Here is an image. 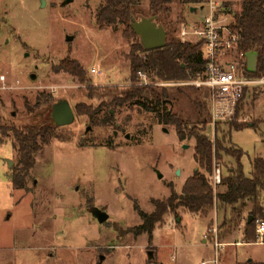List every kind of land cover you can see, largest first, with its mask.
<instances>
[{"label":"rangeland","instance_id":"374dc122","mask_svg":"<svg viewBox=\"0 0 264 264\" xmlns=\"http://www.w3.org/2000/svg\"><path fill=\"white\" fill-rule=\"evenodd\" d=\"M44 1L0 0V76H5L6 85L0 90V121L18 128L39 123L48 110V104L36 106L40 93L52 95L51 106L60 99L68 100L75 117L70 125L56 127L49 142L42 143L22 188L11 181L18 162L14 134H0V264H201L215 258L217 264H247L250 258L264 261L262 245L225 246L216 253L213 243L224 244L227 235L219 237L221 218H214V210L206 216L183 207L168 210L155 224L151 240L138 230L142 220L135 206L151 213L152 200L167 198L170 185L180 193L185 174L195 168L194 140L180 141L174 127L160 124L156 113L135 102L109 104L112 95L132 85L127 54L134 39L123 34V27L113 30L96 25L100 0ZM148 2L140 0L144 13ZM240 5L241 0H231V11L239 12ZM187 7L181 0H172L169 20L173 33L168 32L167 38H180L182 23L203 18L202 9L189 13ZM180 14L184 17L181 24ZM67 36L73 39L67 41ZM67 56L84 68L87 83L56 71ZM93 65L103 74L93 76ZM31 74L36 76L34 80ZM147 83L156 85L150 79ZM88 85L95 89L89 90ZM194 100L203 101V97L185 90L176 102L163 106L192 119ZM79 103L101 107L94 121L76 113ZM108 111L113 122L102 123ZM235 121L245 127L233 130L227 145L243 150L241 164L249 176L250 160L264 157V89L248 93ZM217 122L225 121L211 115L205 131L211 139ZM218 163L221 168L234 164L228 156ZM222 173L225 175L224 169ZM221 190L217 186L216 191ZM93 208L105 211L108 220L100 223L93 217Z\"/></svg>","mask_w":264,"mask_h":264},{"label":"trees","instance_id":"16d2710c","mask_svg":"<svg viewBox=\"0 0 264 264\" xmlns=\"http://www.w3.org/2000/svg\"><path fill=\"white\" fill-rule=\"evenodd\" d=\"M181 1L185 5L188 4L189 13H191L190 7L196 6L199 2V0ZM171 2L172 0H149L147 12L144 13L139 8L140 0H100L95 13V23L100 29L111 27L113 30H118L123 27V34L129 39H134L127 54L132 85L120 94L112 95L109 104L115 107L135 102L145 110L156 113L160 124L174 127L180 141L189 138L194 140L193 156L198 170L185 180L180 193L170 185L171 193L167 198L153 199L154 210L151 213H146L135 206L142 220L138 230L147 233L151 240L155 224L162 220L168 210L175 211L183 207L188 212L201 216H206L211 210H215L222 215V222L218 227L220 238L243 223V241L256 242V220H264V157L258 156L250 160L251 173L248 176L241 164L243 150L227 145L230 143L231 132L242 130L245 126L237 123L235 118L223 123L217 122L214 125L215 136L211 139L205 133L211 121L210 92L205 88L190 85L172 86L174 89H169L158 84L159 81H187L203 76L206 61L201 56L200 43L183 41L172 35L166 39L163 47L145 50L131 28L132 16L137 18L139 15H153L171 33L173 25L169 20L172 11ZM224 5L231 14L230 30L238 36L237 50L243 53L244 74L248 76L264 74V0H241L239 12L231 11L229 2ZM183 20L184 17L180 14L178 23L181 24ZM249 52L257 53L255 72H249L246 68V55ZM56 71H64L79 82L87 83L84 68L68 56L59 61ZM138 72L145 73L150 82L156 85L151 83L138 85V82L140 83ZM88 87L89 90L95 89L90 85ZM185 90L203 97V101H193L195 109L192 119L185 118L182 114L163 106L165 102H176L178 96L184 95ZM247 96L246 92L244 102ZM52 102L50 93H40L37 96V107L48 104V110L42 113L43 117L37 124L18 128L0 121V134L6 135L12 131L17 143L18 162L11 180L16 187H24V178L35 164L36 153L42 143L47 144L53 137L56 127L52 125L49 117ZM242 104L238 107L236 116L242 110ZM104 105L106 103H101V106ZM98 108L79 103L75 106V111L79 115H88L94 121ZM112 120L111 111H108L102 123H112ZM189 124L192 126L188 127ZM250 126L255 127L254 124ZM223 156L230 157L234 164L222 167L225 175L222 176L219 187H223V190L216 191L217 187L213 186L211 176L214 163H218ZM249 215L253 216L250 221Z\"/></svg>","mask_w":264,"mask_h":264},{"label":"built area","instance_id":"2783aa9c","mask_svg":"<svg viewBox=\"0 0 264 264\" xmlns=\"http://www.w3.org/2000/svg\"><path fill=\"white\" fill-rule=\"evenodd\" d=\"M226 2L231 0H199L197 9L204 11L201 20L184 22L179 27V35L183 41L200 43V53L206 61L203 76L187 81L161 82L163 86H185L205 88L210 92L211 115L215 120H232L237 109L244 100L245 93L255 89H264V74L248 76L244 74L243 53L237 50L238 36L230 30ZM233 57L236 59L234 60ZM93 76L102 75V70L93 65L90 67ZM140 84L147 85V75L138 72ZM5 76H0V90L5 89ZM246 120V119H244ZM222 168L214 163L211 176L216 188L222 181ZM217 236V230L215 229ZM257 243H264V220H256ZM216 253L224 245L218 241L213 243ZM217 258L201 264H217Z\"/></svg>","mask_w":264,"mask_h":264},{"label":"water","instance_id":"95a60500","mask_svg":"<svg viewBox=\"0 0 264 264\" xmlns=\"http://www.w3.org/2000/svg\"><path fill=\"white\" fill-rule=\"evenodd\" d=\"M72 0H64L63 4H68ZM42 0V4H44ZM190 12L196 10V7H191ZM131 28L135 34L139 37L140 43L145 50H151L155 48L163 47L166 44V38L168 31L162 25V23L157 21V17L153 15H139L137 18L132 16L131 18ZM72 36H67L66 40L71 41ZM246 68L249 72H255L257 69V53L249 52L246 55ZM35 75L31 74L30 78L35 79ZM52 120V125L55 127H62L70 125L74 121V112L70 106L68 100L60 99L56 101L52 107L49 114ZM128 137V135L126 136ZM186 145H184L185 147ZM12 163V162H11ZM10 163V165H11ZM159 177H162L159 175ZM93 217L96 218L100 223L106 222L108 220V214L99 209L93 208ZM253 216L249 215L248 220H252ZM151 255V252L149 253Z\"/></svg>","mask_w":264,"mask_h":264},{"label":"crops","instance_id":"0c3cea01","mask_svg":"<svg viewBox=\"0 0 264 264\" xmlns=\"http://www.w3.org/2000/svg\"><path fill=\"white\" fill-rule=\"evenodd\" d=\"M194 7H196V6H194ZM196 10H197V8H196ZM196 10H194L193 12H195ZM193 12H191V13H193ZM196 170H198V166L195 163V168L192 169V171L194 172ZM192 171H190L189 173L185 174L184 181L193 174ZM218 214H219V216H218ZM213 216H214V218L216 220H218V218L219 219L221 218V221L220 222H222V215L220 213H217L214 210ZM220 222H219V224H221ZM243 231H244V224L241 223L236 229H234L230 233L226 234L227 235L225 237L226 242L224 243V245L222 246V248H224L225 246L226 247H235V248H237L238 245H243V244H247V245H252L253 244V245H262V246H264V243L261 244V243H257V242H244L243 241ZM237 233L238 234H241V235H239V236L236 237L235 234H237ZM204 242H205V240H204ZM235 252L237 253L236 250H235ZM250 262H253L254 264H264V261H261V260H253L252 258L248 259L247 264H249Z\"/></svg>","mask_w":264,"mask_h":264}]
</instances>
